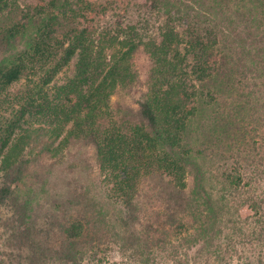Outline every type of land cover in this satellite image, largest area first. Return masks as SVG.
<instances>
[{
  "label": "trees",
  "instance_id": "obj_1",
  "mask_svg": "<svg viewBox=\"0 0 264 264\" xmlns=\"http://www.w3.org/2000/svg\"><path fill=\"white\" fill-rule=\"evenodd\" d=\"M0 52V264H199L242 231L262 242L264 0H0ZM69 150L99 196L70 181L33 214L30 174Z\"/></svg>",
  "mask_w": 264,
  "mask_h": 264
},
{
  "label": "rangeland",
  "instance_id": "obj_2",
  "mask_svg": "<svg viewBox=\"0 0 264 264\" xmlns=\"http://www.w3.org/2000/svg\"><path fill=\"white\" fill-rule=\"evenodd\" d=\"M17 1L21 7H24L25 3L32 2L33 0ZM131 21H134L138 25L140 17L138 18L133 15ZM140 26L141 24H139V27ZM150 31H152V29H150ZM149 35H152V33L149 32L148 36ZM2 58L3 56L0 52V60ZM143 66L144 61L141 60L140 67ZM72 68L73 63H71L68 68L64 69L62 73L57 76V82H61L63 81V78L69 76ZM23 85V81L13 84L9 88L8 93L15 94L17 91H20L22 89ZM137 98V94H127L121 92L119 94H116L112 99L113 101H119V103L135 108ZM11 111L12 110L6 105L0 106V136H2L3 134L4 125L7 123L11 115ZM86 151L90 152L87 149ZM87 152H84V150H82V152H78L76 150H72L71 152L70 150L66 151L64 153L62 163L55 167L48 174H41V172L38 170L37 172L33 171V173L30 174L26 185L30 187V189L33 191V194H27L26 191V196H29L33 214L42 216L45 213L46 208L49 207L50 204H52L54 198H56L58 195H64L65 197H67V195L70 193L65 192H70V181L75 188L82 187L87 191H92V194L96 192L97 197L99 196L100 190L98 188H95L94 181H96V179L93 172L91 171V168L93 167L85 168L82 172L79 168L77 171H75L73 180L70 176V166L73 167L75 163L77 165L79 158H87ZM86 161L90 162L89 159H87ZM33 170H36V167ZM75 177H77L78 179L76 182L74 181ZM240 234L241 235L237 238V243L239 244H236L234 248H227L223 246L221 252H219L220 254L218 253L207 255L205 253L199 264H264V237L262 242H258L251 246L250 244L247 245V240H245L247 238V233L242 231V233Z\"/></svg>",
  "mask_w": 264,
  "mask_h": 264
}]
</instances>
